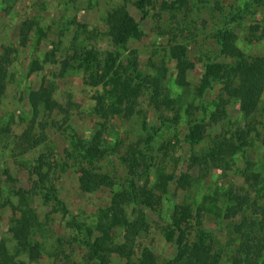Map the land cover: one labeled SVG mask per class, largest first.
<instances>
[{
	"label": "rangeland",
	"instance_id": "rangeland-1",
	"mask_svg": "<svg viewBox=\"0 0 264 264\" xmlns=\"http://www.w3.org/2000/svg\"><path fill=\"white\" fill-rule=\"evenodd\" d=\"M138 1L0 0V53L4 48L14 51L7 88L0 99V243L11 255H16V240L10 229L20 216L18 209L23 207L12 194V186L26 191L27 206L36 219L31 241L37 245L38 259L32 261L29 255L21 254L17 263L89 264L86 240L75 232L73 220L86 227V239L97 235V225L105 222L114 195L121 193L132 178L124 160L133 149L145 155L137 170L138 186L152 189L157 168L176 177L188 172L195 181L185 192L170 184L155 212L144 210L147 226L138 235L131 236L123 228L112 230L113 247L126 245L134 259L142 248L151 249L160 264L174 257L173 246L163 241L162 228L175 206L187 202L196 208L205 197L219 195L217 206L223 210L228 205L223 195L230 189L251 191L245 183L246 174H259L264 188V94L251 119V131L236 102L230 101L222 109L224 116L219 117L217 110L223 97L220 85H213L201 97L196 93L206 65L220 61L221 38L226 32L235 34L236 47L247 56H264V0L262 5L255 0H188L184 7L174 5L176 0H151L144 3V19L136 8ZM121 7L139 22L143 32V38L131 40L126 49L114 47L108 34V15ZM176 45L187 49L193 65L186 88L176 84L175 61L170 56ZM84 49L100 55L118 54L126 66L127 60L134 58L135 75L159 80L175 101L178 116L175 121L173 112L156 114L148 105L149 93L145 91L131 119L116 117L108 121L104 147L112 156L93 163L91 169L108 174L115 185L112 190L91 194L80 192L77 171L81 166L89 167L81 146L96 133L99 120L95 98L103 95L104 89L102 85L90 86L88 75L82 71L62 66L66 60L73 65L70 58ZM35 64L38 69H34ZM41 87L51 90L52 100L64 112L32 109L30 93ZM195 124H203L206 132L204 139L192 147L186 137ZM240 133L246 146L227 160V169L209 170L202 162L190 165L189 160L203 156L217 138L239 144ZM39 163H43L47 187L67 213L54 207L53 202H46L44 191L35 189L33 182L38 178L33 170ZM6 172L15 183L7 180ZM257 200L263 204V200ZM126 211L129 222L136 223L134 207L128 206ZM202 215V224L197 227L212 236L215 249L221 252L220 264H233L237 254L239 239L233 225L243 216L247 220L263 219L252 208L233 221ZM119 257L113 255L112 264H125Z\"/></svg>",
	"mask_w": 264,
	"mask_h": 264
},
{
	"label": "trees",
	"instance_id": "trees-1",
	"mask_svg": "<svg viewBox=\"0 0 264 264\" xmlns=\"http://www.w3.org/2000/svg\"><path fill=\"white\" fill-rule=\"evenodd\" d=\"M150 1L139 0L136 4V8L142 13V19L146 17L144 3L149 4ZM187 1L176 0L173 4L184 7ZM255 2L257 5L263 4V0H255ZM107 25L111 43L118 49H126L131 40L139 41L143 38L139 22L124 7L108 15ZM38 33L42 34L40 30ZM13 53L11 48H4L0 53V99L7 88ZM170 56L175 61L176 84L182 88L189 87L188 74L193 70V65L188 60L187 49L180 45L173 46ZM70 60L74 66L69 60L64 61L62 66L82 71L88 75L90 86L102 85L104 89V94L95 98V115L99 120L96 133L93 134L89 143L81 146L83 159L87 161L89 167L81 166L77 171L78 187L83 194H91L102 189L112 190L115 185L113 178L106 173L91 169L93 163L112 156L104 147L107 122L116 117L131 119L136 112L137 100L144 95L145 91L149 93L148 105L154 109L156 114L165 110L170 111L175 113L174 118L177 121L175 101L170 98L168 91L159 80L140 79V76L135 75L137 64L132 57L127 60L126 66L118 54L100 55L98 52L84 49ZM34 69H38L37 64ZM215 84L221 86L223 94L220 101L221 106L217 110L219 117L224 116L225 112L222 109L230 101L236 102L242 116L248 120L249 126H252L251 131H254L251 119L257 113L264 94V56H247L236 47L235 34L226 32L221 38L220 61L206 65L204 75L196 89L197 96H203ZM29 101L34 110L43 107L49 113L55 110L64 112L63 108L52 100V92L48 87L32 91ZM214 117L213 115V119ZM161 119L163 120L162 117ZM205 132L206 127L203 124L193 125L186 137L187 143L192 147L197 146L204 139ZM243 135L240 133L242 137L238 138L239 144L227 138H217L203 156H194L190 159V165L202 162L209 170L212 168L227 169V160L239 154L246 146ZM144 157L143 152L133 149L124 160L130 169L132 178L121 193L114 195L105 222L102 221L97 225V235L94 238H91V234L90 239H86V227L77 223L75 219L73 220L72 226L75 232L86 240L89 264H112L113 255L123 258L125 264H160L149 248H142L136 259L132 257V251H126V245L118 249L114 248L112 230L123 228L122 230L131 236L138 235L139 231L147 226L144 210L155 212V206L161 204L163 197L168 194L170 184H175L176 189L185 192L192 187L195 181L188 172H181L179 177H176L174 174L169 175L163 169L157 168L156 182L152 189L142 188L138 186L140 176L137 170L141 167L140 161ZM42 164L39 163L33 170V175L38 178L33 182L35 189L44 191L46 202H53L54 207L67 213L63 203L47 187ZM6 176L11 184L15 183L7 172ZM262 182L259 174L251 173L249 177L246 174L245 183L249 185L254 195L249 190L245 192L244 189L237 191L232 188L223 195L228 202L223 210L217 206L219 195L213 198L205 197L203 203L196 208L195 205L187 202L175 206L169 221L162 228L164 243L174 248V257L165 264H220L221 252L215 249L212 236L197 227L202 224V213L233 221L250 208L255 215L257 214L256 216L263 219L260 221L249 217L247 220L243 216L242 221L233 225V233L239 239L233 264H264V188L261 187ZM12 194L18 197L23 204V207L18 209L20 216L13 221L10 229V233L16 240V255H11L5 244L0 243V260H2L0 264H25L16 262L18 255L27 254L32 261L38 259L37 245L31 241L36 219L32 210L27 206L26 191L16 190L12 186ZM257 199L263 200V204ZM131 205L138 214L136 223H130L127 215L126 208ZM196 227L199 230L196 231Z\"/></svg>",
	"mask_w": 264,
	"mask_h": 264
}]
</instances>
